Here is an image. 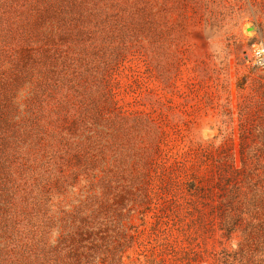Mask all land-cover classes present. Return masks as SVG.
<instances>
[{
	"label": "rangeland",
	"instance_id": "rangeland-1",
	"mask_svg": "<svg viewBox=\"0 0 264 264\" xmlns=\"http://www.w3.org/2000/svg\"><path fill=\"white\" fill-rule=\"evenodd\" d=\"M264 0H0V264H264Z\"/></svg>",
	"mask_w": 264,
	"mask_h": 264
},
{
	"label": "built area",
	"instance_id": "built-area-1",
	"mask_svg": "<svg viewBox=\"0 0 264 264\" xmlns=\"http://www.w3.org/2000/svg\"><path fill=\"white\" fill-rule=\"evenodd\" d=\"M247 64L252 69H264V40H258L251 46Z\"/></svg>",
	"mask_w": 264,
	"mask_h": 264
}]
</instances>
